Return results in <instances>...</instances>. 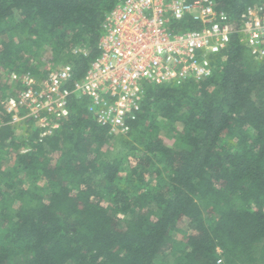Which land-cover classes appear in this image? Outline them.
<instances>
[{
  "label": "trees",
  "instance_id": "1",
  "mask_svg": "<svg viewBox=\"0 0 264 264\" xmlns=\"http://www.w3.org/2000/svg\"><path fill=\"white\" fill-rule=\"evenodd\" d=\"M119 1L0 0V68L41 76L32 62L47 54L81 79ZM213 1L233 20L264 3ZM69 109L41 143L0 120V162H15L0 163V264H264V59L236 34L208 78L148 86L127 136L109 135L75 99ZM159 127L174 133L172 146Z\"/></svg>",
  "mask_w": 264,
  "mask_h": 264
},
{
  "label": "built area",
  "instance_id": "2",
  "mask_svg": "<svg viewBox=\"0 0 264 264\" xmlns=\"http://www.w3.org/2000/svg\"><path fill=\"white\" fill-rule=\"evenodd\" d=\"M187 21L200 28L173 30V23ZM234 34L250 58L264 59V3L233 20L213 0H120L104 16L98 55L81 79H74L69 63L41 76L12 73L4 112L14 127L27 124L36 131L41 143L68 119L75 99L109 135L127 136L148 86L179 87L208 78L212 57Z\"/></svg>",
  "mask_w": 264,
  "mask_h": 264
},
{
  "label": "rangeland",
  "instance_id": "3",
  "mask_svg": "<svg viewBox=\"0 0 264 264\" xmlns=\"http://www.w3.org/2000/svg\"><path fill=\"white\" fill-rule=\"evenodd\" d=\"M264 0H254L255 3H260L263 2ZM32 64L34 66L38 67V70L41 71L42 73H45L47 71L56 69L57 67H59L57 64H54L53 62L50 61V56L49 55H42L40 58H37L35 60H33ZM12 74V73H10ZM10 74L8 73V71L6 70H2V68H0V120H2L5 117V112H4V105L3 102L5 101V99L12 93L13 90V84L10 82ZM13 126V125H12ZM167 127V126H165ZM174 129H178L181 130V125L179 123H176L174 126ZM14 133L17 139L21 140V139H25L24 138V133H26V131H23L21 128H17L14 127ZM159 135L164 139L165 143L168 146H172L173 145V140L172 137L174 136V133H172L171 131H169L168 129L164 128V127H159ZM111 143V148L112 149H116V151L119 149L118 146H116L117 144H115L116 142L114 141H110ZM114 150H112V154H114ZM127 152L124 151V155ZM15 154L14 151L11 150V156H13ZM52 154V163H54L55 159L57 158L58 154ZM123 154V152H122ZM125 158L123 160H126V164H123L124 166V171L126 173L130 172V169L127 168L126 166H133L136 165V161L134 158H132L131 153H129V155L127 154L126 156H124ZM1 164L4 165L3 169L6 170V167H10L11 165H14L15 162L13 160L8 161V159H5L3 161L0 162ZM153 168V167H152ZM152 168L150 169V171L154 172V169L152 170ZM149 171V172H150ZM156 183H157V179H156V175L155 174H150L149 178L147 180L146 183H144L145 187H147L149 190H153L154 187H156ZM1 226V225H0ZM184 225L179 224V228L183 229ZM180 238V236H179ZM166 262L170 263L171 259L169 257H167Z\"/></svg>",
  "mask_w": 264,
  "mask_h": 264
},
{
  "label": "crops",
  "instance_id": "4",
  "mask_svg": "<svg viewBox=\"0 0 264 264\" xmlns=\"http://www.w3.org/2000/svg\"><path fill=\"white\" fill-rule=\"evenodd\" d=\"M10 118V117H9ZM9 124H10V120H9ZM11 125V124H10ZM27 126V124H26ZM26 126H22L21 129L23 131H26V133H24V138L27 139L29 141L30 139V135L33 133V131L30 129V127H26ZM36 134V138H37V133L36 131L34 132V135ZM36 141V140H34Z\"/></svg>",
  "mask_w": 264,
  "mask_h": 264
}]
</instances>
